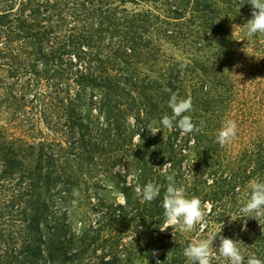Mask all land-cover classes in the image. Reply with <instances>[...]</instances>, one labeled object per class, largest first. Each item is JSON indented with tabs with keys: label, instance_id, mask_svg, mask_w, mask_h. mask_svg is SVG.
<instances>
[{
	"label": "trees",
	"instance_id": "1",
	"mask_svg": "<svg viewBox=\"0 0 264 264\" xmlns=\"http://www.w3.org/2000/svg\"><path fill=\"white\" fill-rule=\"evenodd\" d=\"M134 2H160L165 9L131 11L127 4ZM251 11L238 0H0V88L18 83L22 98L35 102L33 116L71 136L55 160L43 153L45 141L0 145L4 172L25 183L28 197L19 206L25 231L39 232L48 209L43 195L54 179L74 181L71 165L107 164L104 178L125 197L104 213L105 226L73 237L79 251L65 252L61 264L73 256L81 262L97 242L114 256L125 236L147 243L149 264H189L184 249L213 233L211 264H228L219 256V236L239 242L244 264L250 255L264 261V217L258 222L240 214L249 181H264V35L249 36L243 28ZM166 44L183 59L168 54ZM172 93L191 97L185 115L199 132L182 134L160 123L172 115ZM228 120L237 133L221 146L216 134ZM153 122L156 135L147 130ZM167 176L188 198L211 204L204 227L160 231ZM148 182L161 186L152 202L135 192ZM10 245L6 239L3 246ZM42 259L41 244L31 239L4 253L6 264ZM50 259L57 264L54 254ZM102 264L113 263L103 257Z\"/></svg>",
	"mask_w": 264,
	"mask_h": 264
},
{
	"label": "rangeland",
	"instance_id": "2",
	"mask_svg": "<svg viewBox=\"0 0 264 264\" xmlns=\"http://www.w3.org/2000/svg\"><path fill=\"white\" fill-rule=\"evenodd\" d=\"M127 8L138 12L152 10L155 13L163 12L165 9L160 2L128 3ZM165 51L183 59L180 51L174 50L171 45L166 44ZM4 76L7 77L6 74ZM34 105L31 97L22 98V88L18 83L0 88V145L7 141L18 144L45 141L49 144H45L43 153L55 160L63 153L61 144L70 141L71 136L68 131L61 128L56 131L48 129L39 115L33 116ZM38 153L37 149L34 153L36 157ZM105 165L107 164L100 163L94 168H88L85 164L81 168L71 165L68 170L75 176L71 184L54 179L55 183L51 184L49 193L43 195L48 203V209L39 232L34 234L25 231L26 225L19 208L20 200L28 197L24 191L25 183L20 180L18 173H5L3 166L0 165V264H6L4 253L7 251L15 253L21 242L30 239L36 244H41L43 259L39 264H51L50 254L56 256L53 262L61 264L65 252L69 251V255L78 252L80 243L73 241L76 240L73 237L80 235L85 229L94 231L105 226L107 219L103 217L104 213L113 206L124 203V200L118 198L119 193L115 190L114 184L104 178ZM113 169L121 170L119 166ZM11 199L16 200L13 207L9 205ZM29 210H32L31 205ZM201 226H205V221L200 224ZM197 229L199 227L196 231ZM6 239L10 241V248L3 246ZM100 245L101 243L97 242L85 253L82 252L81 262L78 261V257H70L69 264H102L103 257L113 264H149L145 241L134 243L131 236L122 238L114 254L118 258L117 261L112 260L114 256L110 254L109 245L105 247ZM156 255L160 256L162 252L158 251Z\"/></svg>",
	"mask_w": 264,
	"mask_h": 264
},
{
	"label": "clouds",
	"instance_id": "3",
	"mask_svg": "<svg viewBox=\"0 0 264 264\" xmlns=\"http://www.w3.org/2000/svg\"><path fill=\"white\" fill-rule=\"evenodd\" d=\"M238 2L240 6L249 4L252 8L251 18L243 26L247 35H264V0H238ZM235 27L238 26L233 25V29ZM226 71L228 72L227 69L224 70V72ZM165 91L171 92L170 89H165ZM168 107L171 109L172 115L165 114L162 116L160 123L164 128L172 130L176 127L182 134L200 131L193 123L191 116L185 115V113L192 111V99L190 96L185 99L178 97L176 93H172L168 101ZM154 123H150L147 126V130L151 135H156L160 132L157 127H154ZM236 133V122L228 120L217 132L216 142L224 146L235 138ZM167 167L168 164L165 163L161 168L167 169ZM166 179L168 183L161 201L164 221L159 229L161 232H164L169 228L178 227L180 231H192L197 224L204 222L211 204L209 202L202 203L201 199L197 196L188 198L185 189L182 186L177 187L172 176H167ZM249 188L250 196L247 200L241 201L240 214L254 218L259 222L264 217V181L253 178L249 181ZM135 192L143 201L152 202L160 196L161 186L148 182L143 186L137 185ZM118 198L121 200L125 199L124 194L119 193ZM231 220L235 221L236 219ZM261 230L264 232L262 226ZM173 235H175L174 231ZM216 239V234L213 233L206 239L190 243L183 251V255L187 258L189 264H211L212 246ZM219 241L218 252L220 257L228 261V264H244V256L238 247L239 242L223 236H219ZM172 253L173 251H170L167 258ZM156 264H161V262L157 260ZM247 264H264V261H261L255 255H250L247 259Z\"/></svg>",
	"mask_w": 264,
	"mask_h": 264
}]
</instances>
